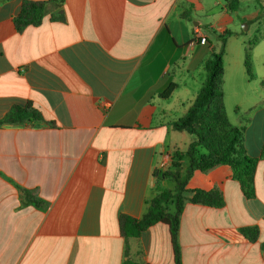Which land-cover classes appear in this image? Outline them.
Listing matches in <instances>:
<instances>
[{
  "label": "crops",
  "instance_id": "0c3cea01",
  "mask_svg": "<svg viewBox=\"0 0 264 264\" xmlns=\"http://www.w3.org/2000/svg\"><path fill=\"white\" fill-rule=\"evenodd\" d=\"M23 1L0 0V120L26 105L42 120L0 126V264H264L263 160L254 198L243 195L228 165L195 171L184 197L217 190L224 205L186 202L175 243L162 224L136 238L120 228L123 217L145 214L157 186L174 191L172 178L154 176L165 155L175 152L178 175L186 174L194 137L171 123L193 103L211 52H223L225 113L224 87L241 99L252 81H264L257 3L264 0H240L234 12L228 0H63L41 24L17 31ZM59 10L63 20H51ZM242 23L261 35L251 50L252 79L244 52L256 36L245 41ZM225 31L233 34L221 46L216 35ZM197 32L204 45L193 42ZM263 89L245 107L252 158L264 145ZM226 117L242 124L237 114ZM21 189L45 206L29 203ZM253 226L257 239L245 240L241 230Z\"/></svg>",
  "mask_w": 264,
  "mask_h": 264
},
{
  "label": "trees",
  "instance_id": "16d2710c",
  "mask_svg": "<svg viewBox=\"0 0 264 264\" xmlns=\"http://www.w3.org/2000/svg\"><path fill=\"white\" fill-rule=\"evenodd\" d=\"M240 0H228L227 7L234 12L239 9ZM260 7L259 16L263 19L264 30V1H257ZM63 4V0L28 1L22 2L20 11L13 18L17 31L28 26L41 24L43 18L51 8H57ZM51 20H63V11L59 10L56 15H51ZM233 33L225 31L216 35L221 46L224 45L227 37ZM261 35L256 36L245 48L244 67L249 79L253 78L251 50L258 42ZM206 73L205 80L196 94L193 103L188 107L185 114L171 123L174 131L186 132L194 137L188 145L186 155L189 165L186 174L180 178L179 158L173 152L170 155L169 166L166 171H156V180L172 178L175 183L174 191L161 188L155 189V196L149 202L145 214L140 219L123 217L120 221V228L125 238H136L147 228L156 224H162L169 228L173 243H175L179 228V219L186 202L201 204L212 208H221L224 205L222 194L217 190L203 191L195 190L192 197L187 199L184 194L187 192L186 184L195 171H206L217 165H228L232 170L233 178L239 183L241 191L246 198H254V175L259 160L264 161V145L259 158H252L247 155L244 148L245 124L248 118L244 119L239 126L229 124L223 104V52H211L204 63ZM264 86V81L261 82ZM176 86L170 85L161 98L166 99ZM42 120L39 113L34 111L30 105L14 107L2 120L3 125H21L32 121ZM264 181V172H263ZM21 192L37 208H43L44 202L34 198L29 191L21 189ZM173 205V211L169 213L167 206ZM245 240L255 241L258 237L256 226L241 230ZM123 264H136L126 260Z\"/></svg>",
  "mask_w": 264,
  "mask_h": 264
},
{
  "label": "rangeland",
  "instance_id": "374dc122",
  "mask_svg": "<svg viewBox=\"0 0 264 264\" xmlns=\"http://www.w3.org/2000/svg\"><path fill=\"white\" fill-rule=\"evenodd\" d=\"M256 27H257V25L254 23H251L249 25L242 23L239 26V28H240L239 30H242L241 32H244L245 41H251L254 38V36L257 35V33H255ZM216 41L217 40L212 38L213 43H216ZM227 75H228V71H227ZM251 87H252L251 88L252 90H249V92L246 94V96L242 97L241 99L240 98L235 99L232 96H230V94L228 93V91H229L228 88L224 87L226 113H227L228 118L231 122H233L234 119L236 118V114L238 116H240L242 122L244 119H247V118L249 119L250 112L245 107L249 106V104H251V101L256 100L255 99L256 92L254 89H256L258 87H262V85H260V83H257V81H252ZM239 89L242 90V88H239ZM235 100L240 101L242 103L241 107H239L240 110L236 109L235 104H234ZM167 184L170 185V184H172V182L169 181V182H167Z\"/></svg>",
  "mask_w": 264,
  "mask_h": 264
},
{
  "label": "built area",
  "instance_id": "2783aa9c",
  "mask_svg": "<svg viewBox=\"0 0 264 264\" xmlns=\"http://www.w3.org/2000/svg\"><path fill=\"white\" fill-rule=\"evenodd\" d=\"M196 35H197V40H194L193 42L194 43L197 42L199 44L204 45L206 43V38L203 37V36L201 37L200 35H198V32L196 33ZM169 162H170V156L168 154V155H165L164 160L159 164L157 172L158 171H161V172L166 171L168 166H169Z\"/></svg>",
  "mask_w": 264,
  "mask_h": 264
}]
</instances>
